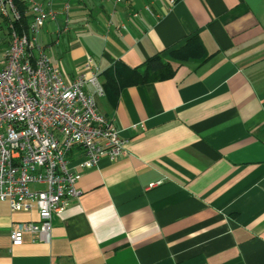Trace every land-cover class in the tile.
Masks as SVG:
<instances>
[{
	"label": "crops",
	"instance_id": "0c3cea01",
	"mask_svg": "<svg viewBox=\"0 0 264 264\" xmlns=\"http://www.w3.org/2000/svg\"><path fill=\"white\" fill-rule=\"evenodd\" d=\"M34 1L55 13L36 42L64 81L154 54L174 72L95 97L123 152L85 169L67 152L78 194L47 242L11 245L38 217L0 201V264H264V0Z\"/></svg>",
	"mask_w": 264,
	"mask_h": 264
},
{
	"label": "built area",
	"instance_id": "2783aa9c",
	"mask_svg": "<svg viewBox=\"0 0 264 264\" xmlns=\"http://www.w3.org/2000/svg\"><path fill=\"white\" fill-rule=\"evenodd\" d=\"M24 1L27 31L18 28L21 14L13 1L0 0V201L12 211L34 209L38 219L14 223L11 245L21 244L24 234L47 242L52 214L78 194L80 173L65 160L71 148L83 152L81 169L123 152L117 130L97 110L95 97L103 92L96 74L62 79L36 42L38 30L55 13L49 3Z\"/></svg>",
	"mask_w": 264,
	"mask_h": 264
},
{
	"label": "trees",
	"instance_id": "16d2710c",
	"mask_svg": "<svg viewBox=\"0 0 264 264\" xmlns=\"http://www.w3.org/2000/svg\"><path fill=\"white\" fill-rule=\"evenodd\" d=\"M12 1L21 14L20 20L17 23L18 28L27 31L30 15L24 13L27 8L26 2L24 0ZM173 72L174 69L164 62L159 54H154L146 58L136 68H127L118 62L115 63L112 68H108L103 72L104 82L101 84V87L103 92L116 97L121 87L166 79L171 77Z\"/></svg>",
	"mask_w": 264,
	"mask_h": 264
}]
</instances>
